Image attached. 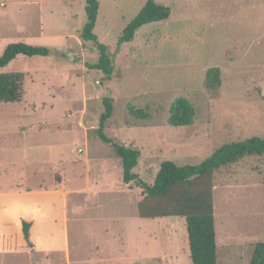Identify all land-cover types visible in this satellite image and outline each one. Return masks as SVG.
Listing matches in <instances>:
<instances>
[{
  "label": "rangeland",
  "instance_id": "374dc122",
  "mask_svg": "<svg viewBox=\"0 0 264 264\" xmlns=\"http://www.w3.org/2000/svg\"><path fill=\"white\" fill-rule=\"evenodd\" d=\"M71 1L0 0V54L12 42L64 53L19 55L0 70L25 74L23 99L0 103V189L14 180L11 189L27 184L55 205L50 252L35 248L42 236L30 227L16 251H0V264H192L184 217H140L167 211L181 188L143 201L141 188L123 181L121 158L97 134L103 98L114 107L106 134L140 149L134 172L151 184L165 160L198 164L221 145L264 137V0H156L170 17L143 25L119 49L147 0H99L94 31L114 55L110 80L86 65L99 50L81 38L85 0ZM212 67L220 69L217 88L206 84ZM179 96L196 114L191 125L172 127L169 109ZM129 104L150 117L131 115ZM189 187L212 193L218 264H249L264 241V156ZM44 224L37 229L46 231Z\"/></svg>",
  "mask_w": 264,
  "mask_h": 264
},
{
  "label": "trees",
  "instance_id": "16d2710c",
  "mask_svg": "<svg viewBox=\"0 0 264 264\" xmlns=\"http://www.w3.org/2000/svg\"><path fill=\"white\" fill-rule=\"evenodd\" d=\"M71 4H75L73 0ZM99 0H85L86 20L81 30V38L86 41L96 42L99 50V58L95 63H86L87 67L100 69L107 79H111L114 71V55L109 53L108 46L99 41L94 29L99 15ZM171 15L169 6L160 4L156 0H147L138 14L126 25L118 40V49L125 42L133 40L136 32L145 24L166 20ZM64 56V53L56 48L46 45H32L25 42L9 43L0 54V70L15 60L19 55L47 56L49 54ZM63 58V57H62ZM206 84L210 88L221 85L220 69L212 67L207 71ZM23 72L0 71V103L17 102L24 95ZM104 111L101 113L97 134L101 140L110 143L118 157L121 158L123 167V181L134 182L141 188L145 195L143 201L151 198H159L169 195L176 187L181 192L174 203L165 212L157 207V214L142 215L143 218L164 217L177 215L184 217L187 223L189 247L192 264H218L217 259V231L215 221L214 200L210 190H192L194 181L198 178L210 175L221 168L238 163L249 156H264V137L252 136L244 140L226 143L218 147L209 157L198 164L178 165L172 160H165L156 174L154 182L148 183L134 172L138 164L141 151L133 145H125L110 138L105 127L107 121L113 115L112 98H103ZM129 113L137 118L150 117L149 112L129 104ZM196 109L191 101L184 96L175 98L169 109L168 123L172 127L189 126L193 123ZM194 188V187H193ZM142 201V202H143ZM141 202V203H142ZM31 222L23 221V235L25 239L30 236ZM0 248L16 250L18 248V234L14 233L9 238H2ZM249 264H264V241L256 243Z\"/></svg>",
  "mask_w": 264,
  "mask_h": 264
},
{
  "label": "crops",
  "instance_id": "0c3cea01",
  "mask_svg": "<svg viewBox=\"0 0 264 264\" xmlns=\"http://www.w3.org/2000/svg\"><path fill=\"white\" fill-rule=\"evenodd\" d=\"M24 174L25 172H22L19 175L25 181L26 177L22 176ZM13 183H15L14 180ZM12 184L7 189H0V241L2 238H9L16 233L18 234L19 247L23 232V221L27 220L31 222L33 236L37 237V239L42 236L41 240L38 239V241L36 240L37 243L34 242L36 244L35 248H38V251L47 253L55 243V238L52 236L55 228V205L53 201L51 202L48 195L34 187V189L29 190L27 188L29 186L25 187L27 184H21L15 190L10 188ZM45 200L46 203H42ZM11 222L17 224V227L21 228L20 231H17V229L9 231L10 227H12ZM41 223L43 225H45L44 223L47 224V227H45L46 231L37 229V226ZM3 250L16 251L0 248V251Z\"/></svg>",
  "mask_w": 264,
  "mask_h": 264
},
{
  "label": "water",
  "instance_id": "95a60500",
  "mask_svg": "<svg viewBox=\"0 0 264 264\" xmlns=\"http://www.w3.org/2000/svg\"><path fill=\"white\" fill-rule=\"evenodd\" d=\"M71 57V56H70Z\"/></svg>",
  "mask_w": 264,
  "mask_h": 264
}]
</instances>
